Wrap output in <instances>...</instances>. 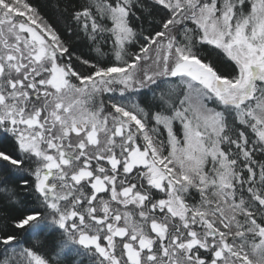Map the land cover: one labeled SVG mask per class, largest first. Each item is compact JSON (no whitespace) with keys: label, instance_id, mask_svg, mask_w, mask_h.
<instances>
[{"label":"snow or ice","instance_id":"obj_1","mask_svg":"<svg viewBox=\"0 0 264 264\" xmlns=\"http://www.w3.org/2000/svg\"><path fill=\"white\" fill-rule=\"evenodd\" d=\"M53 16L0 0V264H264V0Z\"/></svg>","mask_w":264,"mask_h":264},{"label":"trees","instance_id":"obj_2","mask_svg":"<svg viewBox=\"0 0 264 264\" xmlns=\"http://www.w3.org/2000/svg\"><path fill=\"white\" fill-rule=\"evenodd\" d=\"M32 3L38 5L42 11L43 14L50 18H54L53 16V10L56 3V0H32ZM225 71H228L230 69L224 68Z\"/></svg>","mask_w":264,"mask_h":264}]
</instances>
